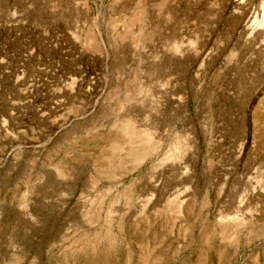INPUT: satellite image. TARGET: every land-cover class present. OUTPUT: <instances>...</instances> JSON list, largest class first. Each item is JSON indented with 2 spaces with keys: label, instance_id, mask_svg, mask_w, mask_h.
<instances>
[{
  "label": "rangeland",
  "instance_id": "rangeland-1",
  "mask_svg": "<svg viewBox=\"0 0 264 264\" xmlns=\"http://www.w3.org/2000/svg\"><path fill=\"white\" fill-rule=\"evenodd\" d=\"M0 88V264H264V0H0Z\"/></svg>",
  "mask_w": 264,
  "mask_h": 264
},
{
  "label": "trees",
  "instance_id": "trees-1",
  "mask_svg": "<svg viewBox=\"0 0 264 264\" xmlns=\"http://www.w3.org/2000/svg\"><path fill=\"white\" fill-rule=\"evenodd\" d=\"M44 1H46V2H49L50 0H44ZM2 91H3V89H2V88H0V92H2ZM3 106H4V105L2 104V102H0V107H1L0 109H2V108H3Z\"/></svg>",
  "mask_w": 264,
  "mask_h": 264
},
{
  "label": "crops",
  "instance_id": "crops-1",
  "mask_svg": "<svg viewBox=\"0 0 264 264\" xmlns=\"http://www.w3.org/2000/svg\"><path fill=\"white\" fill-rule=\"evenodd\" d=\"M125 42H122V45H124Z\"/></svg>",
  "mask_w": 264,
  "mask_h": 264
}]
</instances>
